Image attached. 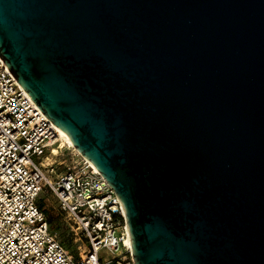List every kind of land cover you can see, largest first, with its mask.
I'll use <instances>...</instances> for the list:
<instances>
[{
    "label": "water",
    "instance_id": "water-1",
    "mask_svg": "<svg viewBox=\"0 0 264 264\" xmlns=\"http://www.w3.org/2000/svg\"><path fill=\"white\" fill-rule=\"evenodd\" d=\"M0 59L135 264H264V0H0Z\"/></svg>",
    "mask_w": 264,
    "mask_h": 264
},
{
    "label": "built area",
    "instance_id": "built-area-1",
    "mask_svg": "<svg viewBox=\"0 0 264 264\" xmlns=\"http://www.w3.org/2000/svg\"><path fill=\"white\" fill-rule=\"evenodd\" d=\"M61 145L0 59V264H135L124 210L104 177L82 158L60 172L45 162ZM44 193L66 219L74 252L51 233L40 206Z\"/></svg>",
    "mask_w": 264,
    "mask_h": 264
},
{
    "label": "rangeland",
    "instance_id": "rangeland-1",
    "mask_svg": "<svg viewBox=\"0 0 264 264\" xmlns=\"http://www.w3.org/2000/svg\"><path fill=\"white\" fill-rule=\"evenodd\" d=\"M65 144V143H64ZM61 145L53 153L56 155L50 159V162H54L55 170L57 172L62 171L66 167L70 170L74 169L81 161L80 155L74 151L71 147ZM41 207L44 208L47 223L51 233L66 246L72 252L75 251V246L72 243L71 232L64 216L60 213L56 200L47 193L41 196ZM102 257H107L105 253H101Z\"/></svg>",
    "mask_w": 264,
    "mask_h": 264
},
{
    "label": "bare ground",
    "instance_id": "bare-ground-1",
    "mask_svg": "<svg viewBox=\"0 0 264 264\" xmlns=\"http://www.w3.org/2000/svg\"><path fill=\"white\" fill-rule=\"evenodd\" d=\"M3 66L5 67V68H7L6 66H5V64H4V62H3ZM56 128V127H55ZM57 129V128H56ZM57 131H58V134H59V136H60V139H61V141H62V144L63 145H65V144H67L69 147H71L74 151H76L79 155H80V157L83 159V160H85L93 169H94V171L95 172H97V173H99L91 164H90V162L89 161H87L85 158H83V156L76 150V148L74 147V145L72 144V142H70L58 129H57ZM65 143V144H64ZM62 145V146H63ZM66 145V146H67ZM56 150V148H52V151H51V154H50V156L49 157H47V159L45 160V162H50V159H51V157H54V156H56L53 152ZM123 215H124V217H126L125 216V212L123 211ZM125 234H126V241H125V244H126V246L131 250V246H130V241H129V237H128V234H127V224H126V227H125Z\"/></svg>",
    "mask_w": 264,
    "mask_h": 264
},
{
    "label": "trees",
    "instance_id": "trees-1",
    "mask_svg": "<svg viewBox=\"0 0 264 264\" xmlns=\"http://www.w3.org/2000/svg\"><path fill=\"white\" fill-rule=\"evenodd\" d=\"M41 206V205H40Z\"/></svg>",
    "mask_w": 264,
    "mask_h": 264
}]
</instances>
